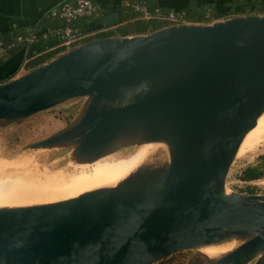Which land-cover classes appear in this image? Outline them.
Returning <instances> with one entry per match:
<instances>
[{"label": "water", "instance_id": "obj_1", "mask_svg": "<svg viewBox=\"0 0 264 264\" xmlns=\"http://www.w3.org/2000/svg\"><path fill=\"white\" fill-rule=\"evenodd\" d=\"M119 21L116 10L103 15ZM78 97L70 124L25 148H68L81 162L150 140L167 153L114 185L0 207V264H154L231 243L207 264H264V193L226 187L264 113V15L73 45L0 82V127Z\"/></svg>", "mask_w": 264, "mask_h": 264}, {"label": "bare ground", "instance_id": "obj_2", "mask_svg": "<svg viewBox=\"0 0 264 264\" xmlns=\"http://www.w3.org/2000/svg\"><path fill=\"white\" fill-rule=\"evenodd\" d=\"M258 121H262L264 126V113L259 116L256 124ZM260 139L261 135L254 126L244 137L237 155L251 150ZM166 153V144L143 140L105 151L89 161L76 162L68 154L70 165L78 169L52 174L39 173L36 170L38 167L32 168L28 158H0V207L51 202L93 188L114 185L139 164L160 158ZM233 247L231 243L204 247L199 252H213L214 256L206 258L211 260L229 252Z\"/></svg>", "mask_w": 264, "mask_h": 264}, {"label": "trees", "instance_id": "obj_3", "mask_svg": "<svg viewBox=\"0 0 264 264\" xmlns=\"http://www.w3.org/2000/svg\"><path fill=\"white\" fill-rule=\"evenodd\" d=\"M69 1V0H67ZM95 6V10L92 15L90 16H81L77 19L73 20L70 24L72 27L77 28L78 33L80 34H87L91 32L92 30H97L100 25L103 23V12L108 10L116 9L119 12V15L121 19H123L124 23L118 25L117 29H111L103 32H96L93 35L88 34L82 41H87L95 37H105V36H111V35H126L129 33H149L151 31H154L160 27L166 26L170 24V21L159 19L157 17H151V18H144L142 16V12L134 7L135 2L128 1L127 4H96L94 0H91ZM146 0H139L136 3L142 4L144 3L149 11L152 13H155V10L158 9L162 13H169L174 12L178 14H182L184 20L189 22H209L213 19H221L230 15H236V14H248L252 13L254 11H259L263 8L264 1H257V0H234L227 4H222L219 6H216L215 1H197V0H187V2L182 6H168V5H149L146 2ZM65 2V1H64ZM60 5V4H59ZM58 5V6H59ZM56 7V6H55ZM65 24V22L60 19L58 16H52L51 14H47L46 17H44L40 25L41 28H57L62 27ZM30 32H34L36 34V40L38 43V50L44 49L47 47L46 38L52 37L54 40L59 43V39L51 35L42 38L40 34H38L37 30H33ZM29 33L28 32H18L15 30L5 32L3 34H0V41L1 46L4 48L2 52H0V63L3 62V58H5V50H9L12 54L15 50H26V55L29 57H32L31 55L35 54V49H29L30 43L25 42H17L15 41V37L17 35H25ZM64 46L56 47L52 50H48L45 52H42L40 55L36 57H32L28 63L27 68H31L33 66H36L40 63L45 62L46 60L50 59L51 57L55 56L56 54L64 51ZM41 52V51H40ZM8 56V54H7ZM6 79V78H5ZM264 177V153L259 155L256 159V161L253 164L247 165L245 168H243L241 174L239 175V178L241 180H254ZM248 192H254L251 188L248 189ZM256 192V191H255ZM171 261L162 260L159 261V264H170Z\"/></svg>", "mask_w": 264, "mask_h": 264}, {"label": "rangeland", "instance_id": "obj_4", "mask_svg": "<svg viewBox=\"0 0 264 264\" xmlns=\"http://www.w3.org/2000/svg\"><path fill=\"white\" fill-rule=\"evenodd\" d=\"M84 102V97L73 98L37 112L22 121L11 122L0 127V158H12L13 156L16 157L12 159L18 157L28 158L31 160L32 168L36 169L38 167L36 170L39 173L52 174L57 171L77 170L78 168L70 165L68 148L29 150L25 147L70 124L80 113ZM255 126L261 135V139L251 150L249 149L247 152L235 157L226 180L227 189L246 193H264V177L250 181L239 178L243 168L253 164L257 157L264 153V126H262V121H258ZM127 147L130 149L129 146ZM249 188L254 192H248ZM212 256H214V253L209 251L201 254L197 250H185L174 253L162 260L168 259V261H171L170 264H207L209 260H206V258ZM154 264H159V262Z\"/></svg>", "mask_w": 264, "mask_h": 264}, {"label": "crops", "instance_id": "obj_5", "mask_svg": "<svg viewBox=\"0 0 264 264\" xmlns=\"http://www.w3.org/2000/svg\"><path fill=\"white\" fill-rule=\"evenodd\" d=\"M67 0H0V34L5 32H9L12 30L24 33L30 32L33 30H37L38 34L42 36V38H46L50 36L49 28H41L40 22L41 20L47 16L50 8L58 6ZM73 1V0H69ZM96 4H127L128 1L138 2L139 0H94ZM197 1H215L216 6L230 3L234 0H197ZM244 1V0H241ZM259 1V0H257ZM264 1V0H260ZM149 5H168V6H182L187 0H146L144 1ZM113 10H106L103 12V15L112 12ZM117 11V10H116ZM120 16V15H119ZM124 23L123 19L120 17V21L118 24L111 25H100L97 30H92L87 33L90 35L98 32H103L111 29H115L118 25ZM117 26V27H116ZM134 34V33H129ZM47 42V47L41 50H38L37 41H33L29 44V49H35L36 53L31 55L32 57H36L40 55L42 52L52 50L56 47H59V43L54 40L52 37L45 39ZM5 58H3V62L0 63V82L12 78L27 69V63L32 58L27 56L26 50L16 51L11 54L9 50H5ZM41 51V52H40ZM8 54V56H7ZM6 78V79H5Z\"/></svg>", "mask_w": 264, "mask_h": 264}, {"label": "built area", "instance_id": "obj_6", "mask_svg": "<svg viewBox=\"0 0 264 264\" xmlns=\"http://www.w3.org/2000/svg\"><path fill=\"white\" fill-rule=\"evenodd\" d=\"M65 1L59 6L52 7L49 10V14L52 16H58L62 19L65 24L62 27L49 29L51 35L56 36L59 39V46H64L65 49L83 42L82 40L87 36V34L78 33L77 28L71 26V22L81 16H90L95 10V6L91 0H73ZM134 7L142 12V16L146 19L151 17H157L159 19L170 21V24L189 22L184 20L182 14L169 12L162 13L160 10L156 9L155 13L149 11L148 7L142 3H135ZM255 14L264 15V5L263 8L259 11H254ZM215 19L211 20L214 21ZM209 21V22H211ZM169 25V24H168ZM36 34L34 32H29L25 35H17L15 41L31 43L36 40ZM0 41V52L3 51ZM64 49V50H65Z\"/></svg>", "mask_w": 264, "mask_h": 264}]
</instances>
